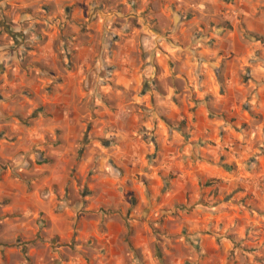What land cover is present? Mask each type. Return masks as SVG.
I'll return each mask as SVG.
<instances>
[{
	"label": "rangeland",
	"instance_id": "obj_1",
	"mask_svg": "<svg viewBox=\"0 0 264 264\" xmlns=\"http://www.w3.org/2000/svg\"><path fill=\"white\" fill-rule=\"evenodd\" d=\"M2 1L0 245L31 235L97 262L115 223L129 264L140 232L148 264H264V3ZM107 111L132 114L130 152ZM120 163L132 177L105 193Z\"/></svg>",
	"mask_w": 264,
	"mask_h": 264
},
{
	"label": "crops",
	"instance_id": "obj_2",
	"mask_svg": "<svg viewBox=\"0 0 264 264\" xmlns=\"http://www.w3.org/2000/svg\"><path fill=\"white\" fill-rule=\"evenodd\" d=\"M4 1H2L0 4H2ZM19 4V3H18ZM82 48H85V45L82 46ZM88 48V47H87ZM124 48V47H123ZM125 50H130L131 46H126V48H124ZM124 50V51H125ZM127 59L125 60L124 59ZM120 61L125 64H123V68H126V64L129 63V59L127 58V56H122L121 58H119ZM124 74H121V76L119 77V83L122 84L125 77ZM122 85L129 87V83H123ZM64 107L61 108V110ZM58 110L56 109V111H52V112H48V110L46 111L45 108H41L39 109L38 114L42 115V114H46L49 113L48 118L52 121L54 127L57 126H61V127H68L69 129L75 128L79 122H78V118L77 117H72L70 113H67L66 110H63L60 112V116H58ZM125 110V109H124ZM130 111V110H129ZM127 111V115L125 117V121H122V113L115 111L114 113L111 111H107V113L109 115H112L110 117V123L108 124V127L112 128V124H117L118 128H119V132L118 133H111V136L117 137L119 138V141L121 143H124L125 145H129L130 147H127L129 152L132 150L131 149V138L127 137V134H129L127 131H122V130H127L129 127H132V123L134 121V119L132 118V114H130V112ZM125 115V114H124ZM52 116V117H51ZM123 116V115H122ZM75 121V125L72 126V122ZM105 124H107V120L105 119L104 116V120H102ZM68 137L65 138V140H67ZM118 149H121L120 146H117ZM124 149H126V147H124ZM124 151V150H123ZM123 151H120L119 154H117L116 159L118 161H121V154ZM122 162L127 163L126 160H122ZM106 163V162H105ZM104 163V164H105ZM118 165H122V167L126 168L127 166H125V164H118ZM103 169H105L104 167H102ZM100 171V170H99ZM104 171V170H103ZM101 171V173L103 172ZM131 171L129 172V169L126 168V170H121L120 174H118L117 176H112V178L104 173H102V177L101 181L104 182L106 184V186L103 185V188L106 190L105 193L112 192V188L110 187V183L111 182H119L122 181V178H130L131 176ZM129 180V179H128ZM100 187V186H99ZM98 190V188L95 187H91L90 190H86L85 194L87 197L86 200H89L90 198L93 197V194ZM123 190V189H122ZM174 190V189H173ZM102 193H104V190L102 191ZM105 193L102 195L103 197H105ZM91 197H88L90 196ZM109 200H104V202H108ZM130 205V203H129ZM128 205V207H129ZM89 203H87L86 208H88ZM98 210H102L103 211V205H99L98 206ZM109 209H112L109 207ZM50 215V214H49ZM51 216V229L49 230V235L51 236H56V233L61 231L58 229V221L62 220L61 218H58L56 216ZM107 215H105L106 218ZM123 221V225H124V220ZM137 219H136V223H137ZM115 223H109V228L112 229V231L107 234V241H109L110 243H108L107 245V250L105 255L103 256V259H99L97 262H94V260H91L89 257L85 256L81 250H72V249H68V248H63L58 247L55 248V252H50L49 250L46 249V247H43L42 245H40L39 243L36 242V238H31V235H28L27 238L25 239H20L17 238L18 243H11L8 245H0V264H129L126 256L124 254L123 248L124 247H115V243L113 244L114 241H120L121 238H123V235L121 234L122 237H120V230L119 232H115L114 230H116L117 228H115ZM120 225V224H117ZM131 226L132 223H131ZM133 228V227H132ZM64 232L61 231V234H58L60 236V239L58 241H56L59 244H68L67 242H69V237L63 234ZM122 233V232H121ZM38 237V236H35ZM106 237V235L104 236ZM71 239V238H70ZM83 239V238H82ZM101 239V238H99ZM72 241V239H71ZM133 244H132V249H133V253L135 255H137V252L140 250L141 253L143 254V259L145 260V264H148V258H149V244H148V236L143 235L141 232L139 234H137V236L135 238H133ZM133 254V255H134ZM134 255V256H135ZM138 256V255H137ZM137 258V257H136ZM96 259V258H95ZM138 259V258H137ZM90 260V261H88ZM134 264H138V262H136L135 260L133 261Z\"/></svg>",
	"mask_w": 264,
	"mask_h": 264
},
{
	"label": "clouds",
	"instance_id": "obj_3",
	"mask_svg": "<svg viewBox=\"0 0 264 264\" xmlns=\"http://www.w3.org/2000/svg\"><path fill=\"white\" fill-rule=\"evenodd\" d=\"M246 2H248V3H251V2H252V0H246ZM256 2H257V3H264V0H256ZM108 171H109V172H111V171H112V169H111V168H109V169H108Z\"/></svg>",
	"mask_w": 264,
	"mask_h": 264
},
{
	"label": "trees",
	"instance_id": "obj_4",
	"mask_svg": "<svg viewBox=\"0 0 264 264\" xmlns=\"http://www.w3.org/2000/svg\"><path fill=\"white\" fill-rule=\"evenodd\" d=\"M248 35V34H247ZM167 123H169L168 121H167Z\"/></svg>",
	"mask_w": 264,
	"mask_h": 264
}]
</instances>
